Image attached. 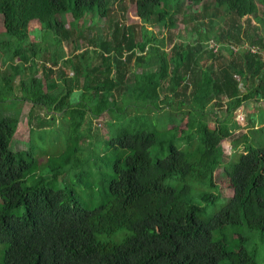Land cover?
Wrapping results in <instances>:
<instances>
[{
  "label": "trees",
  "instance_id": "obj_1",
  "mask_svg": "<svg viewBox=\"0 0 264 264\" xmlns=\"http://www.w3.org/2000/svg\"><path fill=\"white\" fill-rule=\"evenodd\" d=\"M208 2L133 0L138 23L115 19L111 41L98 32L96 40L87 38L81 46L80 23L96 16L108 19L109 0H0V104L12 100L17 106L15 115L0 112L2 264H258L250 238L238 228L258 231L264 240V108L244 119L246 131L232 142L226 162L222 144L242 126L234 113L246 102L264 100V60L257 55L264 53L258 33L264 31V0H212L209 30L197 35L195 50L184 49L187 40L167 50L163 32L173 28L172 17H185L184 7L193 14L206 10ZM118 8L125 9L123 4ZM218 11L229 16L228 29L221 32L212 19ZM67 14L73 17L71 31ZM249 15L258 24L241 30L239 19ZM71 39L75 53L68 55L63 43ZM151 49L156 52L147 60ZM68 68L74 73L67 74ZM223 96L226 114L212 124L205 119L207 105L214 100L223 105ZM27 102L45 114L37 123L42 134L52 124L66 126L61 148L34 152L37 157L30 138L24 150L12 149L17 115ZM142 113H155L176 134L161 157L150 152L158 140L140 126ZM185 114L187 123L179 126ZM96 119L109 126L108 138L98 133ZM95 142L111 148L114 157L101 180L105 196L97 207L85 209L71 188L54 184L72 172L79 183L81 172L70 167L94 163ZM42 144L50 145L48 139ZM38 167L46 174L29 183ZM215 172L228 183L229 196L221 195ZM172 180L192 183L177 188L169 184ZM194 193L225 202L204 219L203 207L191 199Z\"/></svg>",
  "mask_w": 264,
  "mask_h": 264
},
{
  "label": "rangeland",
  "instance_id": "obj_2",
  "mask_svg": "<svg viewBox=\"0 0 264 264\" xmlns=\"http://www.w3.org/2000/svg\"><path fill=\"white\" fill-rule=\"evenodd\" d=\"M209 2L206 4L207 9H198L194 11V14L191 10L183 8V13L185 14V17L182 14H176L172 17V21L174 22L172 29H167L163 32L164 36H167V50L169 47L172 46V44L179 42V40H187L190 45L189 46H183L186 51L188 50H195V47H193L192 43L196 42V37L200 32H203V30L208 31L209 30V21L211 18L206 15L210 14L211 12H214L215 8L212 7V0H208ZM109 4L111 7L110 16L108 19L102 18V17H92L91 19H88V23L85 25L80 23V29H79V37H82L81 34H83L82 39H80L79 44L82 46L85 45V41L87 38H92L93 40H96V34L100 32L101 34L108 37V40H112L111 31L113 28V20L117 19L122 24L125 25H132L139 22V18L136 15L135 12V5L133 3V0H109ZM120 4H123L125 9L120 10L118 6ZM259 14H261L262 6L259 5ZM221 16H223V19H221ZM229 16L225 15L222 11H218L217 17L212 18L214 23L218 26V32H221V30H227L228 24L226 21H228ZM87 18H90V16H87ZM252 15L241 17L239 20L241 22V30H245L247 26L248 30L252 31L253 25L258 24V22H254ZM66 19V28L68 30H72L73 26L70 25V22L73 19L71 14H67L65 16ZM4 28L3 25V18L0 16V31H2ZM41 25L36 24V29L40 30ZM42 30V28H41ZM154 33L157 35H162L160 33L159 29L155 28ZM44 36H48L47 32L42 30ZM259 35L261 38H264V31L258 30ZM219 34V33H218ZM242 40V47H246L247 44L244 41V37ZM213 41V40H212ZM210 41L209 43V49H212L211 46L214 45V42ZM218 43V42H216ZM74 42L71 40L65 41L63 43L64 50L67 52L68 55L75 53L74 49ZM174 48V47H173ZM137 54H140L142 52L138 48H134ZM251 52H255L256 48L253 46H249L248 48ZM197 50V49H196ZM214 53L218 51H214ZM155 49H151L147 52L146 58L147 60L151 58L155 54ZM112 53L114 51L112 50ZM225 59L228 60L230 57V54L226 50ZM236 49H233V54H236ZM260 53V54H259ZM257 55L264 60V53L262 51H259ZM127 52L125 50L123 51V58H125ZM139 55H137L138 57ZM212 60V59H210ZM209 60V61H210ZM133 61V60H132ZM208 61V62H209ZM67 74H73V70L71 68H68ZM3 72V69L0 65V74ZM180 72V70L178 71ZM26 75V74H25ZM36 77H40V71L38 73H35ZM189 77L191 75H188ZM17 84V81L15 82ZM242 91H244V87H240ZM192 91V88H190L188 91ZM78 92V91H77ZM227 101L226 97H222V104H216V101H212L207 105L206 113H205V119L209 121L210 123H214L216 119L222 118L226 112H225V105L224 102ZM16 105L14 101H7L5 104H0V112H2V115H15L16 113ZM264 108V100L262 101H249L243 104L241 111L237 114L234 113V119L238 120L242 126L235 127L233 130L232 136L230 139L226 140L223 144V150H224V162L228 161L230 158V155L232 154V142L237 141L238 136H240L242 133H244L245 130V118H247L249 112L254 111L255 113L258 112L259 109ZM31 110V113L29 114ZM174 112V111H173ZM33 113V118L31 117V114ZM44 112L41 108H33L31 107L30 103H25L22 105V108L20 112H18V126H19V132L15 136V142L13 144L12 149L16 151L24 150L27 145L25 143L29 142L31 138V147H32V153L37 157L38 154L45 149L50 150H56L58 148H61L59 145V140L64 139V136L62 134V131L66 129V126L64 124H52L50 127H47L46 134H42V127L38 131V125L37 123H43L46 117L44 116ZM187 115L184 116L180 115L178 118L179 126L186 125L187 121ZM31 118V119H30ZM140 126L143 127L145 131H152L156 134V144L153 146V148L150 150L152 156H163L166 152V147L171 142L173 136L176 137V134L174 132H169L166 130V123L164 121H161L160 118L157 117L155 113L148 114V113H142L140 114ZM100 119V118H99ZM33 125V126H32ZM34 127V131L29 133V127ZM95 127L98 126L99 129L98 133L103 139H106L109 137V126L104 122L103 120H95ZM138 127V125H136ZM49 140L50 145L42 144L43 140ZM89 140L86 138V136L82 137V144L85 146L89 145ZM93 143V142H91ZM42 150V151H41ZM94 152L93 156L95 158L94 163L88 165L86 163L82 164H72L70 168L76 169L79 172H81V175L79 177V183H76L72 173H66V176L61 180L57 181V183L54 184L55 189H63V188H71L73 192L76 195L77 202L85 209H93L97 207L102 200V197L105 196V193L107 191L106 186L102 183V179L104 178L105 174L110 172V168L107 164L113 159L114 154L113 150L109 148L108 146L104 145L102 146V143L95 142L94 143ZM239 150L242 151V147H239ZM36 152V153H34ZM43 174H46V170L40 167L36 169L33 173L29 174V183H34L38 178H43ZM216 184L218 186L219 191L221 192V195L223 197H227L230 195V189L228 186V183L224 180L223 175H221L219 172H215L214 174ZM186 183H192L190 180H185L183 182H180L179 184L172 180V182H169L173 187H181L185 185ZM44 184V187H46L48 184L46 182L42 183ZM46 185V186H45ZM194 186V185H193ZM223 197H215L213 200H204L202 195L200 193H194L193 197L191 199L199 202L201 206L203 207V211L200 213L201 218H208V216L212 215L216 211L220 209V207L224 204L225 199ZM190 200V196L188 197ZM22 212V208L19 207L15 210V213L20 214ZM228 230H231V227H228ZM239 232L243 234L246 237L250 238V246L254 249L256 253V260L258 264H264V240L261 237L260 233L258 231H248L245 226L238 228ZM123 233V232H122ZM111 241H115V238L111 237ZM2 246L0 245V264H2Z\"/></svg>",
  "mask_w": 264,
  "mask_h": 264
},
{
  "label": "built area",
  "instance_id": "obj_3",
  "mask_svg": "<svg viewBox=\"0 0 264 264\" xmlns=\"http://www.w3.org/2000/svg\"><path fill=\"white\" fill-rule=\"evenodd\" d=\"M211 48H212L214 51H217V49H218L217 46H216L215 44L212 45Z\"/></svg>",
  "mask_w": 264,
  "mask_h": 264
}]
</instances>
